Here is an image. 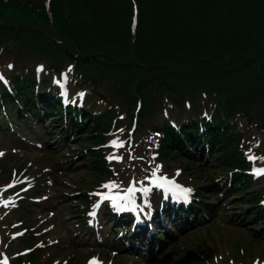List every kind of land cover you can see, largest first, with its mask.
Instances as JSON below:
<instances>
[{"label": "trees", "instance_id": "trees-1", "mask_svg": "<svg viewBox=\"0 0 264 264\" xmlns=\"http://www.w3.org/2000/svg\"><path fill=\"white\" fill-rule=\"evenodd\" d=\"M81 1L84 8L78 9L79 0L29 3L27 12L38 9L51 30L38 21L7 20L0 12V38L9 37L24 54L10 87L1 91L0 118L45 119L61 133L70 127L103 142L121 119L138 129L165 114L161 126H155L162 133V151L167 155L172 148L186 152L191 147L214 153L231 191L242 196L235 204L246 208L239 214L241 223L264 221V190H254L237 124L240 117L250 120L255 108L257 116L264 113V0H135L140 12L133 11V0ZM67 7L71 12L65 18ZM85 10L100 25L83 19L80 11ZM82 32L120 37L123 50H92L82 42H89ZM42 65L58 73L69 66L83 94L72 90L68 93L75 99L67 98L42 78ZM95 158L102 174L111 177L102 154ZM246 193L250 195L244 197ZM204 208L196 201L186 212ZM106 213L113 216L108 209Z\"/></svg>", "mask_w": 264, "mask_h": 264}, {"label": "rangeland", "instance_id": "rangeland-1", "mask_svg": "<svg viewBox=\"0 0 264 264\" xmlns=\"http://www.w3.org/2000/svg\"><path fill=\"white\" fill-rule=\"evenodd\" d=\"M31 2L37 3L38 0L0 1V5L9 4L6 8L0 6V12L7 20L31 24L38 21L36 23L51 30L50 23L38 16V9L30 8L27 12V5ZM81 5L79 0V7H73L84 8ZM134 10L142 11L135 0ZM70 12L71 8L67 7L65 18ZM80 12L83 19L95 20L91 11ZM133 23H136V17ZM81 34V38L90 43L82 42L89 44L92 50L99 49L106 54L123 50L120 37ZM256 39V36L252 37L253 45ZM116 48L120 51H113ZM22 57L24 54L17 44L0 38V75L3 78L17 69L19 71ZM41 75L50 77L51 84L57 86V81L62 84L65 80L47 68ZM65 75V85L71 91L75 90V94L83 92L71 71H66ZM171 112L176 114L173 109ZM258 113L255 108L250 120L240 118L238 121L250 147L248 151L256 157L255 161L251 159L249 162L255 174L257 169H264V113L257 116ZM163 119L160 115L153 124L145 123L134 133L130 124L121 119L117 124L120 129L108 134L103 142L86 133V137L77 132L74 136L70 127L65 130L66 134L57 131L53 135V129H47L49 125L45 119L37 127L39 133L34 121L16 122L15 127L7 121V125L3 123L0 128V235L3 236L0 239V259L7 256L9 264H91L94 260L103 264H264V236L261 234L264 227H258L259 220L244 224L249 226L248 230L237 227L243 225L237 222L239 218L236 216L245 208L234 207L242 197L236 194V190L231 191L229 182L222 177L225 174L221 170L223 165L213 158V153L210 156L207 150L200 148L188 147L186 152L172 148L166 155L160 145L157 147L161 134L154 132L155 126H161ZM44 128L48 135L44 134ZM115 140L124 146L112 147ZM102 152L105 156L102 158L116 173L112 180L102 174L99 163L94 162L95 156ZM110 156L121 159L110 160ZM154 171L157 176L176 177L187 185L192 194L200 196L204 205L208 204L207 210L202 211L206 213L200 217L191 216L187 229L182 231L173 227V219H166L165 227L158 229L159 234L175 235V240L161 248L156 247L159 242L155 241L159 235L153 236L151 245L146 244L147 239L130 237L131 233L114 240L110 224L104 223L106 216L102 205L107 200L98 194L122 193L133 182L137 186L138 182H146ZM261 187H264V175H258L254 190ZM248 195L250 193L244 197ZM262 205L264 208V201ZM84 211L89 212L85 214ZM91 222L95 223L94 227ZM88 223L91 228L87 227ZM253 227L256 232L251 231ZM129 240L132 247L125 250Z\"/></svg>", "mask_w": 264, "mask_h": 264}, {"label": "snow or ice", "instance_id": "snow-or-ice-1", "mask_svg": "<svg viewBox=\"0 0 264 264\" xmlns=\"http://www.w3.org/2000/svg\"><path fill=\"white\" fill-rule=\"evenodd\" d=\"M9 67L11 68L12 66L9 65ZM43 68L42 66L40 68H38V71H42ZM65 79H66V75H65ZM0 80H3V76L0 75ZM58 83H60V81H57ZM112 147L114 148H120V147H123V143L119 140H115L112 142ZM0 155H2V153H0ZM110 160L113 159V158H116V159H121L120 157H108ZM250 159H252L253 161H255L256 157L254 156H250L249 157ZM264 159V158H262ZM256 174L257 175H264V169H257L256 170ZM153 177H155V179L153 180H150V185L151 186H147V187H140V188H137L136 187V182H133V184L124 190L125 192V195H120V196H112L111 194H108L106 196H104L103 194H98V195H102V198L103 199H108L109 201L112 202L113 206L114 207H119V208H124V207H127L128 205H135V199H136V192L139 191L140 193H142L143 197L145 198V203L147 204V197L150 195L151 191H152V187H157V188H165L166 185H168V190L169 191H172L174 190L172 185H174V182H169L167 180L166 177L164 178H161V177H158L156 175V172L154 171L153 172ZM147 179V178H146ZM27 180V178H25V181ZM25 181H21V182H25ZM141 185H143V182H140ZM11 186H14V185H11ZM10 186V187H11ZM104 187H113L111 185H105ZM185 191H190V190H185ZM120 201H124L125 203L124 204H120L119 202ZM6 206V205H5ZM3 264H7V260L5 259ZM92 264H100L99 261H96L94 260L92 262Z\"/></svg>", "mask_w": 264, "mask_h": 264}, {"label": "bare ground", "instance_id": "bare-ground-1", "mask_svg": "<svg viewBox=\"0 0 264 264\" xmlns=\"http://www.w3.org/2000/svg\"><path fill=\"white\" fill-rule=\"evenodd\" d=\"M176 181H178L179 179L177 178V179H175ZM0 239H3V236L2 235H0ZM8 263V262H7Z\"/></svg>", "mask_w": 264, "mask_h": 264}]
</instances>
